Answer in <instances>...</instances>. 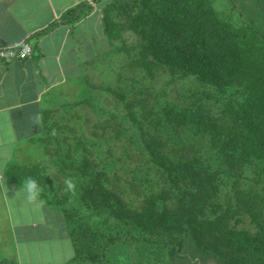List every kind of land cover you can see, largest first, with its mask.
I'll return each mask as SVG.
<instances>
[{
  "label": "trees",
  "instance_id": "obj_1",
  "mask_svg": "<svg viewBox=\"0 0 264 264\" xmlns=\"http://www.w3.org/2000/svg\"><path fill=\"white\" fill-rule=\"evenodd\" d=\"M116 1L105 0L101 8L107 38L105 6ZM137 4L138 15L127 16L128 25L139 27L144 38L134 66L149 71L168 69L182 77H194L205 87L225 92L236 86L241 92L240 99L231 98L218 112L213 111L209 97L202 95H195L181 106L169 105L164 110L168 122L205 141L224 167L234 190L247 170L254 174L256 183L262 180V190L237 191L236 206L218 212L213 220L207 219L208 207H215L217 212L212 198L219 186L216 181L220 172L197 154L173 158L165 151L166 144L155 141L159 137L144 134L143 123L133 116L146 151L175 191L163 189L159 199L158 194L145 197V205L137 210L117 207L107 200L97 204L87 196L71 202L69 209L67 205L56 206L72 241V223L91 239L87 250L75 252L67 264L94 261L114 244L141 242L148 237L166 246L173 258L195 249L218 256L222 264H264V32L253 20L258 17L254 0H247L252 15L247 21L257 33L258 44H252L246 33L232 28L208 0H139ZM81 6L68 10L63 20H76ZM149 56L154 57L152 61ZM22 167L11 170L12 180L18 183L23 182L19 178ZM170 199L171 207L167 205ZM159 201L164 203L161 210ZM242 213L250 215L256 233L229 226V217ZM111 218L118 221L116 226L110 223ZM211 237L213 240L208 243ZM225 239L226 244L237 245L240 255L228 259L230 253L217 247Z\"/></svg>",
  "mask_w": 264,
  "mask_h": 264
},
{
  "label": "rangeland",
  "instance_id": "obj_2",
  "mask_svg": "<svg viewBox=\"0 0 264 264\" xmlns=\"http://www.w3.org/2000/svg\"><path fill=\"white\" fill-rule=\"evenodd\" d=\"M137 1L118 0L105 6L109 40L108 44L105 39V54L89 66L83 78L64 83L48 96L47 109L43 114L45 135L38 146L41 155L37 156V162L20 168V180L26 184L29 180L35 181L36 189L33 195L28 193L19 199L25 202L35 197L53 209L58 205H67L69 209L71 202L87 196L96 200L97 204L107 200L114 206L137 210L143 205L145 197L158 194L159 199L163 189L175 191L166 183L162 170L146 151L135 116L143 123V133L148 137H159L155 141L164 142L165 151L170 152L173 158L197 154L220 172L216 181L219 186L212 198L217 212L215 207H208L206 217L213 220L218 212L221 214V211L236 206L237 191L248 188L262 190V180L256 183L254 174L247 170L246 177L234 190L214 151L190 131L186 133L174 128L164 110L169 105L181 106L192 101L195 95H202L205 99L209 97L213 111L218 112L231 98L240 99L241 92L236 86L226 88L225 92L205 87L194 77H182L181 73H172L168 69L149 71L145 67L134 66V61L140 58L144 38L139 27L128 25L127 16L135 18L138 15ZM208 1L232 28L246 33L252 44H258L257 33L247 21L248 16H252L249 15L247 0ZM254 5L258 17L253 20L264 32L263 0H254ZM153 58L148 57L150 61ZM20 196L17 193V197ZM172 200L167 201L170 207ZM158 203L161 210L164 203ZM24 209L34 216L39 212V206L35 205ZM57 211L61 213L59 209ZM117 222L110 219L113 226ZM229 226L251 233L257 231L247 213L232 219L229 217ZM69 229L74 253H83L91 239L81 233L74 223ZM212 240L211 237L207 242ZM226 243V239L222 240L217 247L230 253L228 259L240 255L237 245ZM206 252L187 249L180 257L173 258L166 246L148 237L141 242L114 244L99 259L78 264H222L218 256H208ZM221 252L224 254L225 251Z\"/></svg>",
  "mask_w": 264,
  "mask_h": 264
},
{
  "label": "crops",
  "instance_id": "obj_3",
  "mask_svg": "<svg viewBox=\"0 0 264 264\" xmlns=\"http://www.w3.org/2000/svg\"><path fill=\"white\" fill-rule=\"evenodd\" d=\"M104 3L0 0V47L33 46L28 58L0 61V263L67 264L74 256L63 214L35 197L20 201L34 190L12 180L11 170L39 160L51 92L83 78L105 54ZM79 4V17L63 20ZM33 205L39 206L36 216L24 209Z\"/></svg>",
  "mask_w": 264,
  "mask_h": 264
},
{
  "label": "built area",
  "instance_id": "obj_4",
  "mask_svg": "<svg viewBox=\"0 0 264 264\" xmlns=\"http://www.w3.org/2000/svg\"><path fill=\"white\" fill-rule=\"evenodd\" d=\"M33 54V46L29 41L9 47H0V61H13L28 58Z\"/></svg>",
  "mask_w": 264,
  "mask_h": 264
},
{
  "label": "clouds",
  "instance_id": "obj_5",
  "mask_svg": "<svg viewBox=\"0 0 264 264\" xmlns=\"http://www.w3.org/2000/svg\"><path fill=\"white\" fill-rule=\"evenodd\" d=\"M27 187H28V190L30 192H32L33 190H35L36 189V183H35V181L29 180L28 181V184H27Z\"/></svg>",
  "mask_w": 264,
  "mask_h": 264
}]
</instances>
